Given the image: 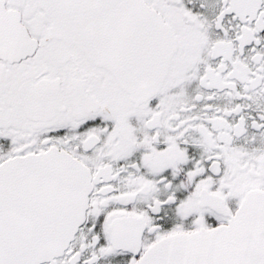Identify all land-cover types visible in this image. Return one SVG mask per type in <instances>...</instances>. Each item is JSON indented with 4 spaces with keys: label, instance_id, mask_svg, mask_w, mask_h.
Listing matches in <instances>:
<instances>
[{
    "label": "snow or ice",
    "instance_id": "1",
    "mask_svg": "<svg viewBox=\"0 0 264 264\" xmlns=\"http://www.w3.org/2000/svg\"><path fill=\"white\" fill-rule=\"evenodd\" d=\"M0 264H264V0H0Z\"/></svg>",
    "mask_w": 264,
    "mask_h": 264
}]
</instances>
